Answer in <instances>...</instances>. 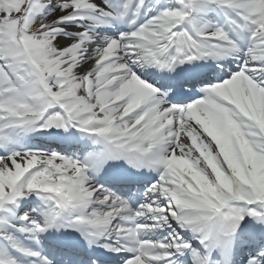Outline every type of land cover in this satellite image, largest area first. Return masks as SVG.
Wrapping results in <instances>:
<instances>
[{
    "label": "snow or ice",
    "instance_id": "1",
    "mask_svg": "<svg viewBox=\"0 0 264 264\" xmlns=\"http://www.w3.org/2000/svg\"><path fill=\"white\" fill-rule=\"evenodd\" d=\"M0 264H264V0H0Z\"/></svg>",
    "mask_w": 264,
    "mask_h": 264
}]
</instances>
